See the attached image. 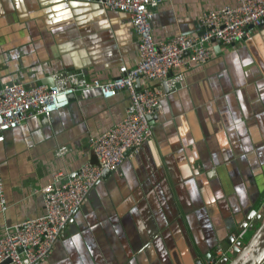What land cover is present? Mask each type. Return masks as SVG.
Masks as SVG:
<instances>
[{
  "label": "crops",
  "instance_id": "0c3cea01",
  "mask_svg": "<svg viewBox=\"0 0 264 264\" xmlns=\"http://www.w3.org/2000/svg\"><path fill=\"white\" fill-rule=\"evenodd\" d=\"M235 0H170L153 10L155 40L200 34L203 10ZM130 16L97 3L0 0V87L52 84L74 71L113 78L138 60ZM126 92H77L47 124L6 132L0 174L6 225L44 212L39 189L97 161L89 139L123 118ZM152 137L119 173L102 176L42 264H206L264 191V22L192 68L160 100ZM68 151L58 155L60 148ZM240 234L239 239L245 238ZM231 256V255H230ZM229 256V258H230Z\"/></svg>",
  "mask_w": 264,
  "mask_h": 264
},
{
  "label": "built area",
  "instance_id": "2783aa9c",
  "mask_svg": "<svg viewBox=\"0 0 264 264\" xmlns=\"http://www.w3.org/2000/svg\"><path fill=\"white\" fill-rule=\"evenodd\" d=\"M97 3L125 13L139 35L135 66L122 64L110 79L88 77L82 72L65 71L52 75V84L26 86L22 82L0 87V144L5 134L30 118H49L66 108L70 96L86 90L99 91L108 100L126 92L129 104L124 116L105 132L89 139L97 161L84 162L71 177L62 172L39 189L44 212L6 225L0 236V264H42L53 252L56 240L67 223L83 207L93 186L105 171L119 173L126 159H133L152 137L148 118L156 115L161 98L186 85L188 72L208 63L224 47L247 37L264 18V0H235L218 8L203 10L201 34L178 32L167 39L155 40L151 34L153 10L170 0H65ZM139 86V89L136 88ZM68 151L62 147L58 155ZM8 205L0 174V212ZM231 247L216 245L206 264H218L231 255Z\"/></svg>",
  "mask_w": 264,
  "mask_h": 264
},
{
  "label": "water",
  "instance_id": "95a60500",
  "mask_svg": "<svg viewBox=\"0 0 264 264\" xmlns=\"http://www.w3.org/2000/svg\"><path fill=\"white\" fill-rule=\"evenodd\" d=\"M262 22H264V18ZM215 52L216 54L220 53L219 45L215 47ZM136 88L139 89V86ZM74 96H70V99ZM56 112H52L47 119H40L42 124L46 125ZM148 120L150 124L154 125V117H149ZM106 174L108 175L110 172L105 171L103 176ZM257 198L250 210L245 212L239 221H236L235 230L226 240L232 250L230 258H222L218 264H264V191ZM250 230H252L250 238H238L240 234H247ZM209 257L211 258V256Z\"/></svg>",
  "mask_w": 264,
  "mask_h": 264
},
{
  "label": "rangeland",
  "instance_id": "374dc122",
  "mask_svg": "<svg viewBox=\"0 0 264 264\" xmlns=\"http://www.w3.org/2000/svg\"><path fill=\"white\" fill-rule=\"evenodd\" d=\"M252 235V230L248 231L247 234H246V238L245 239H248L250 238Z\"/></svg>",
  "mask_w": 264,
  "mask_h": 264
}]
</instances>
